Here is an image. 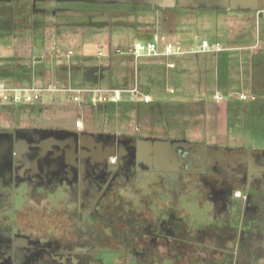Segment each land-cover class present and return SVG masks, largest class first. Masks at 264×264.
I'll return each instance as SVG.
<instances>
[{
    "label": "flooded vegetation",
    "instance_id": "flooded-vegetation-1",
    "mask_svg": "<svg viewBox=\"0 0 264 264\" xmlns=\"http://www.w3.org/2000/svg\"><path fill=\"white\" fill-rule=\"evenodd\" d=\"M261 1L0 0L13 8L0 27L23 37L67 27L110 41L115 32L147 33L172 14L225 6L263 13ZM100 68L113 74L116 61ZM262 108L254 116L264 120ZM2 132L22 155L11 173L0 172V264H264V144L172 140L176 148L158 164L153 139L139 135Z\"/></svg>",
    "mask_w": 264,
    "mask_h": 264
},
{
    "label": "crops",
    "instance_id": "crops-1",
    "mask_svg": "<svg viewBox=\"0 0 264 264\" xmlns=\"http://www.w3.org/2000/svg\"><path fill=\"white\" fill-rule=\"evenodd\" d=\"M167 17L163 25L154 19L147 33L143 28L115 32L110 41L107 35L89 33L82 38L67 27L55 32L49 26L23 37L25 32L16 33L1 24L0 81L8 86L55 83L61 87L130 88L135 61L128 55L116 56L117 51L128 53L136 42L151 41L156 33L188 52L203 41L224 49L174 57V68H168L167 58L140 59L139 88L153 98L151 103L124 93L119 103L96 106L85 99L75 104L65 92L32 104L0 102V108L6 109V129L36 126L213 145L264 144V120L254 116L261 103L264 105V12L223 8ZM143 22L149 24L148 19ZM48 50L54 56L47 55ZM71 51L74 54L68 57ZM114 61L117 69L113 74L101 70ZM252 97L261 103L249 100ZM79 118L83 120L81 129L75 126Z\"/></svg>",
    "mask_w": 264,
    "mask_h": 264
},
{
    "label": "built area",
    "instance_id": "built-area-1",
    "mask_svg": "<svg viewBox=\"0 0 264 264\" xmlns=\"http://www.w3.org/2000/svg\"><path fill=\"white\" fill-rule=\"evenodd\" d=\"M224 51L220 45L212 46L208 41H203L194 51H185L178 43L168 42L164 36L155 34L151 41L136 42L131 51L125 52L118 50L116 56L128 55L135 61L136 72L138 67L136 63L145 57L167 58L168 68H174L175 63L171 60L174 57H179L184 54L192 53H219ZM74 53L71 51L67 54L71 57ZM173 91V90H172ZM68 93L72 95V101L75 104L82 103L85 99L93 105L106 103H119L122 101L124 93H130L132 96L141 98L145 103L153 102V98L143 95L139 88L138 75L135 73L134 85L130 88H102V87H61L55 83H50L44 87L37 86H8L0 81V102L13 104H32L41 102L47 95H57L59 93ZM242 100L248 99L247 96L241 95ZM76 128L81 129L83 126L82 118H79L75 123Z\"/></svg>",
    "mask_w": 264,
    "mask_h": 264
},
{
    "label": "water",
    "instance_id": "water-1",
    "mask_svg": "<svg viewBox=\"0 0 264 264\" xmlns=\"http://www.w3.org/2000/svg\"><path fill=\"white\" fill-rule=\"evenodd\" d=\"M261 5H264V0L261 1ZM8 8L9 9H6L5 4L0 6V18H6L9 15H11L13 8L12 7H8ZM224 8L229 9L227 6H225ZM238 8H241L244 10H251V11L257 10L255 8H251L249 6H246V7L245 6H236V7L234 6L231 9H238ZM12 139H13V136L11 134H7V133L3 134V132L0 133V172L11 173L14 158H17L18 160L21 159L20 155H22V150L19 147L16 148L15 157H14V150L12 147V143H13ZM147 142H148V144L153 143L155 145L156 150H158L159 153L156 152L154 155V159H153L158 164L163 162V161L167 162V156L169 155L170 149L176 148L175 146H172V144L168 141L164 142L161 140H151V141L148 140ZM160 144L166 145V147L168 148L167 149L168 152L166 151L164 154L163 147L159 146ZM147 145H146V148H147ZM160 148H161L162 152H161ZM23 150H26V148H23ZM146 153H147V151H146Z\"/></svg>",
    "mask_w": 264,
    "mask_h": 264
},
{
    "label": "rangeland",
    "instance_id": "rangeland-1",
    "mask_svg": "<svg viewBox=\"0 0 264 264\" xmlns=\"http://www.w3.org/2000/svg\"><path fill=\"white\" fill-rule=\"evenodd\" d=\"M257 19H258V18H257ZM257 21H258V24H259L260 20L258 19ZM156 34H160V33H156ZM153 36H155V34H154ZM139 41H141V40H139ZM141 42H144V41H141ZM196 45H197V44H196ZM36 53H37V52H36ZM40 53H42V52H40ZM47 55H49V56H54V52H52V51L49 52V50H48ZM136 65H137L138 70H139V64L136 63ZM128 66H129V65H128ZM130 68H132V65L130 66ZM138 70H137V72H138ZM133 71H134L135 73H137V72H136V67H134ZM137 75H139V72L137 73ZM0 128H6V109H2V108H0ZM262 136H264V134H262ZM262 136H261V137H262Z\"/></svg>",
    "mask_w": 264,
    "mask_h": 264
}]
</instances>
